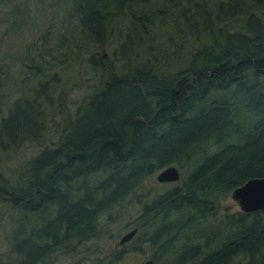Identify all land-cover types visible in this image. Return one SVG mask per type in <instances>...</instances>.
Masks as SVG:
<instances>
[{
	"label": "trees",
	"instance_id": "trees-1",
	"mask_svg": "<svg viewBox=\"0 0 264 264\" xmlns=\"http://www.w3.org/2000/svg\"><path fill=\"white\" fill-rule=\"evenodd\" d=\"M151 2L0 0V38L29 25L30 4L66 9L59 52L35 42L36 54L24 55L47 68L106 39L118 15L129 23L112 50L117 63L104 62L88 97L61 115L56 140H43L60 104L55 72L31 64L46 78L31 88L19 78L21 95L7 104L0 91V147L26 139L40 147L13 183L0 173V204L21 212L0 264H51L56 251L109 236L116 220L136 232L98 264L141 251L151 264H264V208L220 211L234 187L264 176V0H181L168 15L151 14ZM162 29L165 43H156ZM8 53L0 49V87L18 84ZM171 164L176 182L139 191Z\"/></svg>",
	"mask_w": 264,
	"mask_h": 264
},
{
	"label": "rangeland",
	"instance_id": "rangeland-1",
	"mask_svg": "<svg viewBox=\"0 0 264 264\" xmlns=\"http://www.w3.org/2000/svg\"><path fill=\"white\" fill-rule=\"evenodd\" d=\"M179 1L181 0H170L169 2L167 0H152L149 4V9L152 12L151 14L168 15L171 10L176 14L178 3L174 5V2ZM208 1L213 2L214 0ZM30 7L32 15H34L35 12L37 15L33 17L34 19L31 18L32 21L28 26H25L22 32H14L5 37L2 36L0 38V49L10 48L11 53H8L6 63L8 64L9 71L14 73V80H16L14 82L18 83L19 78L21 79L23 77L24 82L26 83L25 85L31 88L38 84L40 80L46 78V76L41 73L35 75L29 72L28 66L30 67V65L34 63L42 65L43 68L41 67V69L45 71L46 75L54 72L56 73L55 76L59 85L56 87V94L59 91L61 98L60 104H55L57 112L55 111V114H50V118L46 123L48 132L44 134L43 140L44 143L48 144L51 142L50 140H56V134L58 133V128L61 124V115H66L68 113L71 114L74 111L76 104L81 103L87 98L89 93L96 87L95 84L98 74L102 71L105 72L104 62L114 61V64L117 63V58H113L112 56V50L116 48L119 41L124 38L126 30H128V27L126 26H129V23H127V20L120 21L119 19H121V15H118V19H114V21L110 23V26L107 29L106 39H101L96 43L86 45V47H88L87 50H85V46L77 51L75 48V52L78 55L73 52L69 53V56H67L63 62L58 63L55 60V64L47 68L43 66L41 57H38V59H28L24 55H27V52L29 53L28 55L36 54L37 50L34 45L35 42L36 44L38 43V47L43 51L42 53L46 52L42 43L52 49L53 53L57 54L59 52L58 49H56L57 38L60 32L62 30L65 31V28H67V26L64 27V25L61 24L59 13L62 9L63 11L66 9H64L63 6L49 7L47 5L45 8L47 9L45 12L46 15L42 16L41 10L45 9H37L35 11L34 4H30ZM157 7L158 9H156ZM69 33L70 32L67 34L69 35ZM153 34L156 37V43L160 40L163 41L162 44L165 43L167 35L166 31L163 29L154 30ZM81 39L77 40L78 43L85 41V39H82L81 42ZM178 39L179 38L176 36L174 41H177ZM26 45H28L27 48L25 47ZM170 48V45H167V50ZM25 49H27V51H25ZM47 55L48 53L45 56L47 57ZM90 55H93L94 61H97V63L100 64L102 63L101 66H99V64H93V61L89 60ZM11 83L12 82L9 80L0 87V91L3 93V102L6 104L10 103L15 97L21 95L19 83H14V85ZM0 109L3 110V107L1 108L0 106ZM58 109H62L64 114H59ZM1 111L0 116L2 114ZM39 149V145H37L32 139H26L17 146L9 147L7 149L0 147L1 175L6 177L10 183H13L19 170H22L23 167L26 166V162L35 155ZM160 170L161 169L151 174L144 181L143 187L139 191L150 189L151 191L156 192L170 186L173 182H176L179 179L178 178L175 181L160 182L156 179V175ZM221 206V212L240 210L238 203L231 198L230 194L222 200ZM19 213L21 212L13 209L7 203L0 204V253L7 249V236L9 230L15 223L14 219L20 215ZM119 224L120 222L118 220L109 224L107 233L109 236L106 238L99 237L97 239L84 241L80 243V245L74 247L71 252H68L67 254L63 251H56L53 254L54 256L52 257L51 264H98L99 259L107 254L109 250L119 247L118 243H120L119 238L121 234L129 229V227L120 229ZM147 258V251L131 252L125 259H123V261L117 264H143Z\"/></svg>",
	"mask_w": 264,
	"mask_h": 264
},
{
	"label": "water",
	"instance_id": "water-1",
	"mask_svg": "<svg viewBox=\"0 0 264 264\" xmlns=\"http://www.w3.org/2000/svg\"><path fill=\"white\" fill-rule=\"evenodd\" d=\"M180 177L178 168L171 164L162 168L156 175V179L160 182L175 181ZM230 196L234 199L240 210L253 211L264 208V176L250 177L243 183L234 187ZM136 232V228H131L124 232L119 242L123 243L129 240ZM151 259H146L143 264H151Z\"/></svg>",
	"mask_w": 264,
	"mask_h": 264
}]
</instances>
